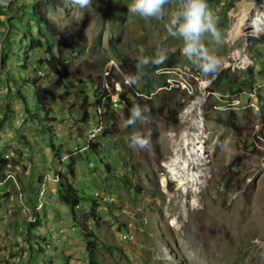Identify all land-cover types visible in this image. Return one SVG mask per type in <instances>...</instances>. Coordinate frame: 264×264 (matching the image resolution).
<instances>
[{
  "label": "rangeland",
  "instance_id": "1",
  "mask_svg": "<svg viewBox=\"0 0 264 264\" xmlns=\"http://www.w3.org/2000/svg\"><path fill=\"white\" fill-rule=\"evenodd\" d=\"M256 2L264 7V0H207L221 33L219 44L205 40L222 58L214 76L203 75L183 55V41L167 32L168 17L130 13L133 0H93L83 9L71 0L0 3V243L11 264H42L44 247L59 242L41 234L53 225L38 214L44 200L53 205L54 193L80 229L85 264H264V33L229 35L241 7ZM177 6V0L165 6L169 16ZM38 12L86 34L67 56L69 75L40 61L49 56ZM32 35L41 46L32 49ZM158 48L167 54L164 63L139 64L138 58H155ZM238 50L252 63L239 64ZM105 61L103 72L111 68L107 93L119 82L121 92L138 102L125 82L138 72L150 71L154 86L150 101L137 103L150 109L148 122L125 127L124 103L113 105L107 114L112 121L103 120L107 128L93 149L87 140L103 93L93 75ZM34 80L48 91L49 114L37 105ZM145 82L142 76L137 88ZM164 82L169 85L161 88ZM200 96L207 165L200 192L182 198L167 162L175 156L185 111ZM137 131L151 133L148 149L129 146ZM72 162L70 177L66 167ZM61 176L80 196L74 210L60 199Z\"/></svg>",
  "mask_w": 264,
  "mask_h": 264
},
{
  "label": "clouds",
  "instance_id": "2",
  "mask_svg": "<svg viewBox=\"0 0 264 264\" xmlns=\"http://www.w3.org/2000/svg\"><path fill=\"white\" fill-rule=\"evenodd\" d=\"M4 0H0V3ZM174 0H133L129 6V12L139 15L141 18L164 20L168 17L166 24L167 32L170 36L183 41L181 49L183 55L198 67L205 76H214L219 73L222 67V58L218 56L213 48L206 45V38L210 37L216 44L221 42V33L216 26V19L209 8L207 0H177L176 10L169 16L166 10L167 5H171ZM71 3L79 8H88L93 0H71ZM167 54L161 49H157L155 58L149 60L147 57L138 58L141 66L150 62L162 64L167 60ZM143 72H138L134 76L126 78L129 86L138 85ZM150 109L147 105L141 107L134 105L130 115L125 121V127L135 126L137 122L145 124L149 118L145 113ZM129 146L132 148L148 149L151 144V133L134 132L130 138Z\"/></svg>",
  "mask_w": 264,
  "mask_h": 264
},
{
  "label": "bare ground",
  "instance_id": "3",
  "mask_svg": "<svg viewBox=\"0 0 264 264\" xmlns=\"http://www.w3.org/2000/svg\"><path fill=\"white\" fill-rule=\"evenodd\" d=\"M263 33L264 7L259 2L243 5L238 13L237 22L229 32L230 37L235 39L242 35H250L261 38ZM235 57L237 62L242 64V66L252 63V60L244 50H238L235 53ZM110 71L111 68L107 69V73H105L102 81L99 82L100 84L98 83L100 90L103 92L99 97L103 99L107 96L112 97L113 95V91L110 92L109 90V93L106 92V89H109L107 76L110 74ZM116 85L121 93V84L117 82ZM204 102L205 97L200 96L196 98L185 111V126L181 132L177 134L178 140H176L175 143V156L167 162L170 178L178 182L180 189L179 193L182 198L200 192V187L202 185L201 177L204 176V167L207 165ZM97 109L100 112H98L96 119L100 118V121L97 123L96 128L99 129L100 136L107 127L103 121L104 109L101 106ZM96 138L97 137L93 140H88L87 147H89ZM166 182L167 178H164L163 184ZM178 217H180V215H178Z\"/></svg>",
  "mask_w": 264,
  "mask_h": 264
},
{
  "label": "trees",
  "instance_id": "4",
  "mask_svg": "<svg viewBox=\"0 0 264 264\" xmlns=\"http://www.w3.org/2000/svg\"><path fill=\"white\" fill-rule=\"evenodd\" d=\"M233 1V0H232ZM39 16L37 19V22L39 25H44L46 27L47 34L44 35V38L46 39L47 49L46 52L48 54V58L41 59L40 61L45 64L47 67H49L52 71L57 73H69V64L67 62V56L71 54L70 49H76L82 42L86 40V34L81 30H72L70 28H62L60 26H57L54 21H52L47 15L43 12H38ZM36 13V14H38ZM35 14V15H36ZM40 32V31H39ZM31 45L32 49L41 46V42L36 40V36H31ZM123 63L127 62V58L124 56H121ZM108 61V60H107ZM104 62L103 66H100L93 75L94 78H96L99 82L103 79V67L106 64ZM125 67V66H124ZM133 67V66H132ZM169 68L175 67L174 64H169ZM158 68V67H156ZM155 68V69H156ZM129 69H131L129 67ZM134 69V67H133ZM131 69V71L133 70ZM151 72H145L143 75V78L145 79V84L142 89L137 88L138 85H133V90L131 91L135 98L139 97V101L135 102L128 96V91L121 92V99L124 103V109L126 111V115H130V111L134 105H137L139 102H147L150 101L149 98L151 97V89L154 86V80H151L149 78V75ZM166 81V80H165ZM33 84L34 94L36 97V102L39 107H42L45 112L48 114L52 112V109L49 105L48 100V91L46 88H43L38 81L34 80L31 82ZM100 84V83H99ZM168 83L164 82L162 85H160L161 88L168 87ZM115 90V88H113ZM212 91H215L214 88H212ZM143 94V95H139ZM152 98V97H151ZM88 100H84V116L88 117L87 110H88ZM101 106L104 109V119L106 120L107 124L109 121H112L111 118L107 117V114L114 109V106L111 102V98L107 96L106 98L98 97L95 103V113L98 114V107ZM104 106V107H103ZM105 132V131H104ZM90 147L93 149H96L95 143L90 144ZM74 162L67 165L66 171L68 172V175L70 177L75 176V167ZM59 196L60 199L70 205L72 209L74 210L75 206H77L80 203V196L75 189V187L68 182V180H64V178L61 176L60 178V185H59ZM82 227H86V224L84 222L81 223ZM89 247V246H88ZM91 253L93 249L88 248ZM93 257V256H92Z\"/></svg>",
  "mask_w": 264,
  "mask_h": 264
},
{
  "label": "crops",
  "instance_id": "5",
  "mask_svg": "<svg viewBox=\"0 0 264 264\" xmlns=\"http://www.w3.org/2000/svg\"><path fill=\"white\" fill-rule=\"evenodd\" d=\"M49 185L52 190L55 191L57 189V185H53L52 181L49 183ZM49 201H52L53 205L45 206L44 204L48 203V201L44 200L42 206H38V214H41V218H46L50 220L53 226H49V228H52L51 231H46L47 226H43L42 229L44 228V231L42 230L41 234L44 237H48L50 239L51 235H54L61 244H58L59 242L55 244V242L52 241V248L47 250L44 247V250H46L45 253L48 255L45 261H48V263H46L44 260L41 263L85 264L84 258L87 255V250L85 246L81 244L82 242H80L79 240L80 229L77 224H75L74 219L72 217V213L70 212V210H67V208H62L61 202L59 201V199L57 200L56 193H54V195L52 196V198H50ZM43 206H45V208H43ZM44 209L45 211L43 213L42 211ZM34 231L40 234L37 229ZM61 239L62 241H60ZM11 241H13V238ZM1 247L2 244L0 243V264H11V259L9 258V254H7L8 250L6 248L1 249ZM42 256V254H39L37 257L39 260H41ZM37 264H40V262Z\"/></svg>",
  "mask_w": 264,
  "mask_h": 264
},
{
  "label": "built area",
  "instance_id": "6",
  "mask_svg": "<svg viewBox=\"0 0 264 264\" xmlns=\"http://www.w3.org/2000/svg\"><path fill=\"white\" fill-rule=\"evenodd\" d=\"M103 73H107V68H105ZM120 94H121L120 90H119L118 86L115 84V90H113V95L110 98H111L112 104L116 105V109L118 107H123L122 99H121V95ZM97 112H100V111H97ZM96 118H97V113L95 115V119H93L95 121L93 122V120L91 119V122H92L93 125H92V128L90 130V134L88 136V140H93L95 137H99V129L96 128Z\"/></svg>",
  "mask_w": 264,
  "mask_h": 264
}]
</instances>
